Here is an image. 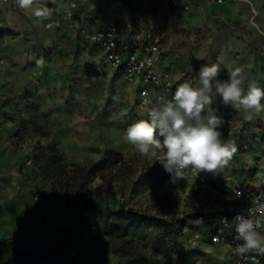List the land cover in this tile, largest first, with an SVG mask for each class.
I'll list each match as a JSON object with an SVG mask.
<instances>
[{"label":"rangeland","instance_id":"rangeland-1","mask_svg":"<svg viewBox=\"0 0 264 264\" xmlns=\"http://www.w3.org/2000/svg\"><path fill=\"white\" fill-rule=\"evenodd\" d=\"M127 1L117 11L132 9ZM140 1L137 6L152 17L158 9L166 13L158 43L164 62L179 75L177 83L197 86L200 65L216 63L218 79L242 67L248 74L245 90L253 82L264 88V0H230L238 5L230 21L214 11L183 16L189 7L179 6V0ZM109 7L97 5L93 11L101 15ZM41 21L34 16L28 23L0 24V202L14 208L20 201L23 209L42 215L44 228L31 240L61 264H222L215 249L183 243L185 233L217 211L213 192L164 184L162 164L141 156L124 138L132 123L150 119L137 107L133 83L92 59L95 51L78 35L43 29ZM85 61L100 74L87 76ZM212 107L224 119L218 129L222 138L235 141L238 151L226 167L209 172L210 180L220 183L219 176L228 174L233 182L264 186V111L245 120L219 96ZM101 159L103 164L89 172ZM3 190H13L14 199L2 198ZM34 191L49 203L35 202ZM110 210L138 211L148 219L131 227L120 214V227L113 228ZM41 252L29 264L48 263Z\"/></svg>","mask_w":264,"mask_h":264},{"label":"clouds","instance_id":"clouds-1","mask_svg":"<svg viewBox=\"0 0 264 264\" xmlns=\"http://www.w3.org/2000/svg\"><path fill=\"white\" fill-rule=\"evenodd\" d=\"M17 3L39 18L51 15L50 9L41 7L38 0H17ZM197 59L204 56L198 55ZM220 71L216 63L201 64L197 86L189 81L180 83L172 99L158 98L159 107L152 108L149 120H138L125 130V140L141 156L157 157L162 153L161 164L173 184L183 179L187 170L197 175L215 173L226 167L238 151L235 141L223 139L218 130L224 119L212 107L214 96H219L224 106L242 112L245 120H251L253 112L264 111V88L253 82L245 90L248 74L242 67L233 68L226 80L218 79ZM256 200L259 204V197ZM255 213L264 218V204H259L248 217L238 214L232 221L236 225L235 238L242 241L236 248L240 256L253 251L264 255V234L258 230L261 218H253Z\"/></svg>","mask_w":264,"mask_h":264},{"label":"built area","instance_id":"built-area-1","mask_svg":"<svg viewBox=\"0 0 264 264\" xmlns=\"http://www.w3.org/2000/svg\"><path fill=\"white\" fill-rule=\"evenodd\" d=\"M77 6V0L49 3L46 7L50 9L51 15L44 23L45 28L65 24L74 29L84 42L96 45L104 64L135 83V101L142 111L150 113L152 108L159 107L158 98L161 96L172 99L178 83L171 71L162 67V49L156 40L143 41L147 34L142 32H132L125 37L124 29L115 21L102 24L81 21L76 14ZM161 155L162 153H159L155 157L160 163ZM209 181V172H200L197 175L187 170L184 178L174 184L194 185L200 194L213 192V202L218 200L219 203L217 211L183 235L184 245L188 248L207 246L215 249L220 253L217 259L221 260L222 264H264V255L254 251L243 256L236 253V248L242 241L235 238L236 225L232 222L236 215L248 217L255 212L259 204H264V186H254L248 181L233 182L228 174H224L221 179L220 188L212 187ZM163 183L173 184L170 174L166 171ZM32 198L38 203H49V197L40 191H34ZM39 218L42 219V216ZM253 218L261 217L259 213H255ZM258 230L264 234V218H261ZM44 264L61 263L54 261Z\"/></svg>","mask_w":264,"mask_h":264},{"label":"crops","instance_id":"crops-1","mask_svg":"<svg viewBox=\"0 0 264 264\" xmlns=\"http://www.w3.org/2000/svg\"><path fill=\"white\" fill-rule=\"evenodd\" d=\"M64 1L66 0H38V3L41 7H46L49 3H54V2L62 3ZM121 1L122 0H77L78 6L76 9V14L81 21L85 20L90 23L102 24V23L115 21L124 29L125 37L131 34L132 32H142L144 34H147V37L151 36L150 40H156L158 42V38L161 36V34H163L164 31L161 22H164L163 18L165 17L166 13L164 14L162 10L159 11L158 9L159 14H157V16L155 15L154 17H152L149 14H147L146 9H140L139 6H137V5H141V6L143 5V3L140 0H138L137 4L135 0H130L131 3L127 1L128 5L129 6L131 5L130 7L133 8L132 9L129 8L127 10L125 9V13L119 12L117 11L118 8L117 6L119 3H121ZM259 1L260 0H253L254 4H258ZM179 3H180L179 6L188 5L189 7V10L186 11V13L182 11L184 13L183 16L187 15L190 12V10L192 14L196 13L199 14L200 16H206L207 14L214 11L217 13V15H221L223 19L229 21L231 18H236L235 14L238 9V5L237 4L233 5L232 1L230 0H226L222 3H217L214 0H179ZM102 4H107L110 6L107 9V12H102L100 15L98 11H93V9L97 7V5H102ZM35 6L36 5H33V7ZM136 7H138V9ZM135 9H137L138 12L133 14ZM147 15L148 18L146 17ZM34 16L35 14L31 9L21 8L18 5L17 0H0L1 25L3 23L11 24L14 22L17 24L18 22L21 21H25V23H28L30 20H32V18H34ZM149 18L153 20L152 21L153 23H151L150 26L147 27L146 21L149 20ZM41 19L42 21L40 25L42 26L43 29H47V30L53 29V31H59L61 29H64L72 32V34L74 35H78L74 29L68 27L65 24H61L59 26H55L52 28H45L44 23L47 18H41ZM172 19H173V15L170 17V20L171 22H174V20ZM145 38L143 39V41H146ZM87 44L88 47L93 50L92 53H94V51L96 53L93 54L91 58L94 60L95 58L101 60L100 59L101 54L98 47L90 43ZM163 53H164V49H162V52L160 54V63L162 67L168 68L173 74L175 80L178 81L179 75L174 74V72L167 66V63L164 62ZM180 83L181 82H178V85ZM133 85L134 88L136 89L135 83H133ZM221 178L222 177L219 176L220 183L216 182L217 185L219 184L222 186ZM253 185L260 187L259 184H253ZM1 194H3L2 198L11 197V199H14L15 197L13 194V190L11 191L3 190L1 191ZM11 204L6 202L5 203L0 202V240L6 239L8 241H11L12 243L18 244V243H25L27 239L31 240L35 238L34 236L40 235L41 230L44 227H43V223L39 221L38 218L42 215H39L38 211L35 210V208H33L34 210L29 208L23 209V207L21 206L25 204H22V202L20 201H17L15 203L14 208L11 206Z\"/></svg>","mask_w":264,"mask_h":264},{"label":"trees","instance_id":"trees-1","mask_svg":"<svg viewBox=\"0 0 264 264\" xmlns=\"http://www.w3.org/2000/svg\"><path fill=\"white\" fill-rule=\"evenodd\" d=\"M84 72L87 76L93 77L98 76L100 74L99 70L96 68L93 62L85 61L83 63ZM111 152L105 151L104 155L107 156ZM113 158L118 156L117 153H111ZM103 164V160H99L96 163H93L88 166L89 172H93L95 168H98L99 165ZM78 169L83 167L78 166ZM210 185L212 187H221V185H217L215 181L210 180ZM108 213L111 217H108L110 226L113 228H119L120 222L117 217L121 214L127 221L128 225L131 227H138L141 223L145 222L148 219V215L146 213L127 210V211H116L110 210ZM38 252H41L39 246L33 240H26L25 243H12L6 239L0 240V264H29L32 260H36L35 258L39 255ZM42 253V252H41ZM42 257L49 262H59L55 256L50 255L49 252H43Z\"/></svg>","mask_w":264,"mask_h":264}]
</instances>
